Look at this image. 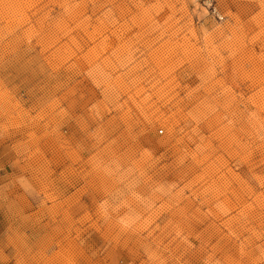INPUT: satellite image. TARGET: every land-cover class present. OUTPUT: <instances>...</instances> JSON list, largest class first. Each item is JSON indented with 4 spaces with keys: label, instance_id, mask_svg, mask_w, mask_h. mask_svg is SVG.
<instances>
[{
    "label": "rangeland",
    "instance_id": "obj_1",
    "mask_svg": "<svg viewBox=\"0 0 264 264\" xmlns=\"http://www.w3.org/2000/svg\"><path fill=\"white\" fill-rule=\"evenodd\" d=\"M0 264H264V0H0Z\"/></svg>",
    "mask_w": 264,
    "mask_h": 264
}]
</instances>
